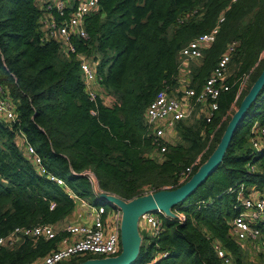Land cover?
<instances>
[{"label": "trees", "instance_id": "obj_1", "mask_svg": "<svg viewBox=\"0 0 264 264\" xmlns=\"http://www.w3.org/2000/svg\"><path fill=\"white\" fill-rule=\"evenodd\" d=\"M41 1L0 0V84L17 112L15 122L0 117V236L39 221L62 222L76 206L64 188L38 173L23 148L22 133L51 171L91 201L93 191L83 174L88 169L98 176L101 189L125 199L143 194L146 187L177 188L183 184L181 172L205 151L193 175L216 149L264 69V0H99L86 20L88 41H73L79 52L99 61L100 86L115 98L109 107L100 96L90 99L76 55L63 53L55 39L43 41ZM221 16L225 19L215 42L205 50L195 87L233 40L239 42L233 55L236 72L228 81L232 84L249 74L246 87L238 95L236 83L221 95L205 134L203 123L183 125L177 145L164 161H156L149 155L146 108L160 90L178 82L181 48L214 28ZM256 122L264 124V86L223 162L175 206L185 214V222L161 215L160 235H145L149 244L142 245L134 264H227L215 251V240L230 252L234 264H258L246 260L233 240L237 192L229 191L241 183L264 187V149L257 151L250 143ZM249 163L257 168L254 174H248ZM51 201L57 203L53 210ZM53 247V241L26 239L13 249L0 248V264H33ZM163 252L168 255L157 258ZM90 258L94 257L78 256L64 264Z\"/></svg>", "mask_w": 264, "mask_h": 264}, {"label": "built area", "instance_id": "obj_2", "mask_svg": "<svg viewBox=\"0 0 264 264\" xmlns=\"http://www.w3.org/2000/svg\"><path fill=\"white\" fill-rule=\"evenodd\" d=\"M98 2L99 0H42L40 4L44 12L42 15L43 41L55 39L59 42L63 53L76 55L80 61L85 90L92 101H96L99 96L100 77L96 70L99 61H95L94 56L88 57L79 52L73 38L88 41L89 32L86 20L97 8ZM224 19L225 16H221L214 28L194 37L181 48L178 59L179 77L187 72L190 62L201 59L204 51L214 43L220 31V24ZM237 44V40H233L227 45L217 65L205 78L200 88L189 85H185L183 88L180 84V93L177 95L172 91L171 86H167L160 90L151 101L145 111V125L152 144V150L149 152L151 157L155 155L160 158L164 155L168 150L167 144L172 142L173 132H176L178 123L192 117L195 114L194 110L199 105L203 107L201 109L205 114L206 122L212 123L219 110L221 95L229 91L236 83L239 84L238 95L240 94L249 76L244 75L231 84L227 74L233 55L237 50ZM0 117L7 122L17 120L15 104L1 84ZM217 129L218 127L213 131L211 137H214ZM20 139L26 154L33 158L38 173L64 188L79 207L88 208L90 220L87 223L75 224L69 222V217H67L62 222L39 221L33 225L17 226L9 233L0 236V248L13 249L26 239L53 241L54 247L46 255L38 257L33 264H64L78 256L107 258L119 255L122 251L121 221L123 212L115 202L106 200L98 194L99 191L110 192L101 189L96 173L91 169L83 173L88 178L93 191L91 201L77 194L63 177L51 171L44 164L43 158L35 146L27 140L24 133ZM250 143L257 151L264 149V124H254L250 133ZM203 153L181 172L179 184L189 180L194 168L200 163ZM256 170L253 163L248 164V174H254ZM168 188H172V186ZM229 191L237 192L234 205L237 213L232 219L234 239L242 243H258L259 247L264 250V190H259L256 193L249 190L245 183H241L238 186L230 187ZM246 191H248L247 194ZM56 205L55 201H51L50 209H55ZM176 213L177 217L173 218L167 216L160 209L147 212L140 218V227L146 226L152 237H158L163 229L161 215L176 219L179 223L185 222V214L183 212ZM213 247L225 263L232 264L229 252L219 240L213 242ZM167 255L168 252L159 253L157 258Z\"/></svg>", "mask_w": 264, "mask_h": 264}, {"label": "water", "instance_id": "obj_3", "mask_svg": "<svg viewBox=\"0 0 264 264\" xmlns=\"http://www.w3.org/2000/svg\"><path fill=\"white\" fill-rule=\"evenodd\" d=\"M264 86V69L254 82L249 92L244 96L239 108L231 117L226 130L216 149L209 156L189 180L177 188H165L125 200L111 193L99 191L98 194L115 202L121 207L123 216L121 221L122 251L119 255L107 258H90L76 264H134L140 255L143 236L140 231V218L143 214L160 209L169 217H177L174 208L185 201L197 188L207 180L223 162L225 154L235 132L245 119L248 109L258 97Z\"/></svg>", "mask_w": 264, "mask_h": 264}, {"label": "rangeland", "instance_id": "obj_4", "mask_svg": "<svg viewBox=\"0 0 264 264\" xmlns=\"http://www.w3.org/2000/svg\"><path fill=\"white\" fill-rule=\"evenodd\" d=\"M215 42V41H214ZM237 48H238V45H239V42L237 41ZM235 55V54H234ZM262 56L264 57V52L262 53ZM234 57V56H233ZM204 63H205V51H204V55H203V57L201 58V59H199V60H197V61H192V62H190L189 63V65H188V68H187V72L186 73H184V74H181V76L178 78V82L175 84V85H172L171 86V88H172V91L175 93V94H177L178 95V93H180V89H179V85L181 84V82H180V80H181V77H182V79L184 78V77H189V78H191V80H192V82L190 83V85L189 86H193V87H195L196 85H195V79L197 78V76H198V78H199V76H200V71H201V69L203 68V66H204ZM235 69H236V64H235V62H234V58L232 59V61H231V63H230V65H229V69H228V72H227V74H228V77H230V76H233L234 74H235ZM179 75H180V72H179ZM230 75V76H229ZM244 76V75H243ZM242 76V77H243ZM248 76H249V74H248ZM206 78V77H205ZM184 80V79H183ZM199 80H197V82H198ZM204 81H205V79H204ZM204 81H203V83H204ZM101 85V84H100ZM246 87V83H245V85H244V87H243V89ZM243 89H242V91H243ZM241 91V92H242ZM99 96L102 98V100L104 101V103L107 105V106H109V107H113V105H114V101H115V98L114 97H112V96H110L109 94H107L106 92H104L103 91V89H102V86H99ZM240 92V93H241ZM199 107V108H198ZM197 107V109L196 110H194L195 111V114H193L192 115V117H189V118H187V119H185V120H183V121H181V122H179L178 123V125H177V129H176V138L172 141V142H169L168 144H167V146H168V150L164 153V155L162 156V157H157V156H155V155H153V157L152 158H155L156 159V161H159V162H162V161H164V159L166 158V156H167V153L170 151V149H171V147L172 146H176L177 145V143L179 142V139L181 138V134L183 133H181V127L183 128V125H185L186 127H191V126H196V127H199V125L201 124V123H203L204 124V126H203V133L205 134L206 133V131H205V129H206V127H207V122H206V120H205V114H204V112L202 111V109L201 108H203L202 106H198ZM238 107H236L235 108V110L237 109ZM194 111H193V113H194ZM200 114V115H199ZM217 114V113H216ZM216 116V115H215ZM221 124V123H220ZM202 128V127H201ZM146 131H147V128H146ZM148 135V134H147ZM161 156V155H160ZM202 157V156H201ZM200 157V158H201ZM258 169H259V167H258ZM191 178V177H190ZM189 178V179H190ZM164 187H166V188H168L169 186H164ZM163 189H165V188H163ZM168 189H170V188H168ZM150 191H153V192H155L153 189H151V188H148V187H146V189H145V191H143V194H141V195H144V194H147V193H149ZM111 194H113V195H116V196H119V195H117V194H115V193H113V192H110ZM140 196V195H139ZM119 197H121V196H119ZM121 198H123V197H121ZM135 198V197H134ZM123 199H125V198H123ZM133 199V198H132ZM125 200H131V199H125ZM174 211H175V209H174ZM176 212V211H175ZM178 212V211H177ZM90 219H89V209L88 208H81V207H79L77 204H76V206L74 207V210H73V212L69 215V222H72V223H75V224H78V223H87V221H89ZM59 222V221H58ZM54 223H56V222H54ZM57 224H60V223H57ZM146 228V229H145ZM140 231H141V233H142V236H143V244L144 245H148L149 244V239H147L146 237H145V235H151V232L148 230V228L147 227H140ZM233 240L235 241V239L233 238ZM222 243V242H221ZM236 244L238 245V246H240V248H241V251H242V253H243V255H244V257H245V259L246 260H248V261H251V262H258V264H262V262L264 261V259H263V257H262V255H264V250L263 249H261V247H259V245H258V243H242V242H239V241H237L236 240ZM240 244V245H239ZM228 251V250H227ZM229 256H230V258H231V263L232 264H234L233 262V257L231 256V254H230V252H229ZM70 263V262H69Z\"/></svg>", "mask_w": 264, "mask_h": 264}, {"label": "crops", "instance_id": "obj_5", "mask_svg": "<svg viewBox=\"0 0 264 264\" xmlns=\"http://www.w3.org/2000/svg\"><path fill=\"white\" fill-rule=\"evenodd\" d=\"M184 79V80H183ZM182 79V77H181V80H180V82H181V85L183 86V88H184V86L185 85H190V83L192 82V80H191V78H189V77H184ZM202 84H203V82H202ZM202 84L200 85V87L202 86ZM200 87H196V88H200ZM200 115V114H199ZM256 123H258V122H256ZM220 126V124L217 126V127H219ZM176 133L177 132H173V137H172V141L176 138ZM200 156V154L198 155V157ZM197 157V158H198ZM196 158V159H197ZM246 186L248 187V189L249 190H251V191H253V192H258L259 190H264V187L262 188V187H260L259 185H257V184H250V185H247L246 184ZM146 227V226H145ZM146 229V228H145ZM142 234V233H141ZM144 240V239H143ZM158 255V254H157Z\"/></svg>", "mask_w": 264, "mask_h": 264}]
</instances>
